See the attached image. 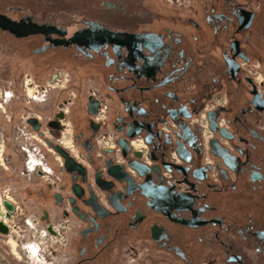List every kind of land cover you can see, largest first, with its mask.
Returning a JSON list of instances; mask_svg holds the SVG:
<instances>
[{"label": "flooded vegetation", "instance_id": "1", "mask_svg": "<svg viewBox=\"0 0 264 264\" xmlns=\"http://www.w3.org/2000/svg\"><path fill=\"white\" fill-rule=\"evenodd\" d=\"M120 2L0 11L68 76L26 120L56 162L60 264H264V0Z\"/></svg>", "mask_w": 264, "mask_h": 264}, {"label": "rangeland", "instance_id": "2", "mask_svg": "<svg viewBox=\"0 0 264 264\" xmlns=\"http://www.w3.org/2000/svg\"><path fill=\"white\" fill-rule=\"evenodd\" d=\"M101 1L105 0H0V11L18 8L29 13L91 15ZM112 1L121 4L123 0ZM25 48V42H14L0 33V212H4L1 205L6 198L15 209L9 219L0 216V221L9 227L7 235L0 234V264H60L61 224L56 215L45 214L46 209H53L47 185L51 183L56 189L59 177L54 172L51 176L42 172V168L52 170L51 165L56 166V162L46 152L43 140L26 123L27 117L35 113L33 108L43 107L41 101H28L30 89L46 86L50 73L33 68ZM31 57L37 62L43 56ZM65 80L58 83L55 91L68 85ZM49 85L52 87L50 82ZM48 227H56L55 233L52 230L51 234Z\"/></svg>", "mask_w": 264, "mask_h": 264}, {"label": "built area", "instance_id": "3", "mask_svg": "<svg viewBox=\"0 0 264 264\" xmlns=\"http://www.w3.org/2000/svg\"><path fill=\"white\" fill-rule=\"evenodd\" d=\"M51 84H52V87H50V85H49V83L46 85V86H39V85H36V86H33L31 89H30V91L32 92L31 93V96H29L28 95V101L29 100H32V101H43L44 100V97H46V95H47V93H48V90L49 89H52V88H55L56 86H58V82L57 83H55V84H53L52 82H50ZM48 86V87H47ZM8 99H9V97H8ZM27 168V167H26ZM32 168V170H34L33 169V167L32 166H30V169ZM37 172L39 173L40 171H38V169H37ZM42 172H45V173H47V174H49V170L47 171V170H45L44 168H42ZM4 201H6V202H8V203H10V204H12L9 200H7V198L4 200ZM4 201H2V205H1V209L4 211L3 213L2 212H0V215H1V218H4V219H7L6 217H5V214L7 213V210L4 208V205H3V202ZM13 205V204H12ZM14 207V206H13ZM14 212H15V209H14ZM13 212V213H14ZM12 213V214H13ZM2 216H4V217H2ZM10 217H11V214H10ZM4 224H5V221L4 220H1ZM34 223V222H33ZM6 225V224H5ZM7 226V225H6ZM9 228V227H8ZM48 228H50V227H48ZM52 228V227H51ZM55 228L56 227H53L52 228V230L54 231V233H55ZM48 236L51 238V235L50 234H48Z\"/></svg>", "mask_w": 264, "mask_h": 264}, {"label": "water", "instance_id": "4", "mask_svg": "<svg viewBox=\"0 0 264 264\" xmlns=\"http://www.w3.org/2000/svg\"><path fill=\"white\" fill-rule=\"evenodd\" d=\"M6 20H8L6 16H2V15H0V22H4V23H6ZM8 23H9V22H7V24H8ZM8 26H9V25H8ZM38 33H39V32L35 30L34 32H31L30 34L36 35V34H38ZM34 52H35V53H42V52H44V48H43V49H40V50H37V51H34ZM36 123H37V121H36L35 119H33V118H30V119H28V121H27V124L30 125V126L33 128L34 131H38L39 127L36 125ZM47 143H48L50 146L52 145V144L49 143V142H47ZM55 149H56L57 152H62L61 148L58 147V146L55 147ZM3 205H4V208L7 210V213L5 214V217H6L7 219H9V218H10V214H12V213L14 212V207H13L12 204H10V203H8V202H6V201L3 202ZM48 231H49L51 234H54L53 231H52L50 228H48ZM8 232H9L8 227H7L2 221H0V234H1V235H7Z\"/></svg>", "mask_w": 264, "mask_h": 264}, {"label": "bare ground", "instance_id": "5", "mask_svg": "<svg viewBox=\"0 0 264 264\" xmlns=\"http://www.w3.org/2000/svg\"><path fill=\"white\" fill-rule=\"evenodd\" d=\"M1 216V215H0Z\"/></svg>", "mask_w": 264, "mask_h": 264}]
</instances>
